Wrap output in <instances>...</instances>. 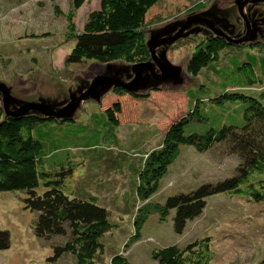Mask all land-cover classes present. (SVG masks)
I'll list each match as a JSON object with an SVG mask.
<instances>
[{"label":"rangeland","instance_id":"obj_1","mask_svg":"<svg viewBox=\"0 0 264 264\" xmlns=\"http://www.w3.org/2000/svg\"><path fill=\"white\" fill-rule=\"evenodd\" d=\"M73 0H0V80L12 83L20 77L26 82L39 80L57 89L68 86V73L86 71L97 65L92 61L66 64V57L75 46V38L82 33L99 10L101 0H87L78 11L73 9ZM217 0H161L152 7L146 17L145 28L188 14L192 11L214 9L207 19L225 31L229 37L241 36L237 26V10L223 12L215 8ZM264 7V0H257L251 11ZM202 37L192 36L175 43L169 59L174 64L190 59ZM145 58L149 53L141 51ZM238 54V56L236 55ZM251 54L256 56L252 80L255 87L240 88L247 82L248 70L228 73L237 66L239 58ZM236 55V56H235ZM235 56V57H233ZM264 32L256 30V37L244 46H229L222 54L217 68L226 76L217 75L213 69L217 62L200 75L190 76L191 83L183 92L176 91L167 105L155 98H140L138 111L141 122L115 129L114 135L104 140L99 150L75 151L81 162L68 184L74 192H88L98 196L101 204L111 214L115 227L106 234L102 242L104 251L95 264H111L114 255L128 257L132 264H158L153 251L168 246L185 247L205 237L211 239L215 254L213 264H256L264 258V203L248 202L237 194H221L211 197L203 214L189 222L184 233L174 231L173 216L161 223L154 207L163 205L170 196L188 192L203 183H216L235 174L236 156H227L222 147L216 146L206 153L193 147L176 149L174 157L165 164V170L155 191L143 200L140 174L154 152L171 148L166 137L170 126L183 119L197 107L205 109L212 117L206 124H188V133L206 132L219 128L225 113L244 106L242 102L227 103L228 108L214 110V97L225 92L242 91L246 95L259 96L264 91ZM243 69V68H242ZM29 87V86H26ZM0 101V108H1ZM101 103L94 99L86 101L76 114L77 122H86L96 127ZM96 114V115H95ZM93 116V118L91 117ZM222 118V119H221ZM6 113L0 109V122ZM71 121V120H66ZM75 121V119H74ZM104 136V132L100 134ZM173 148V147H172ZM152 163V162H151ZM25 195L20 192L0 193V230L11 235L10 248L1 253L0 264H49L53 255L51 243L39 240L33 231L34 214L25 209ZM138 216L145 217L139 232L135 228ZM137 234V235H136Z\"/></svg>","mask_w":264,"mask_h":264},{"label":"trees","instance_id":"obj_2","mask_svg":"<svg viewBox=\"0 0 264 264\" xmlns=\"http://www.w3.org/2000/svg\"><path fill=\"white\" fill-rule=\"evenodd\" d=\"M86 1L73 0V9L78 11ZM160 1L101 0L87 28L76 36L66 64L148 60L141 53L146 49L143 31L149 10ZM229 46L219 39L203 38L188 61L187 72L196 77L217 62L213 68L215 73L226 76L217 66ZM255 60L256 56L248 54L246 58H239L232 72L227 70L229 74L248 70L249 80L239 84L240 88L257 85L251 79L256 77ZM261 61L264 64V59ZM173 94L153 90L149 96L167 105L172 102ZM139 100L134 94L115 88L101 105L100 113L95 114L100 116L96 127L77 122L80 116L68 122L34 117L0 122V193L25 195V209L34 214L35 236L51 243L53 255L47 260L49 264H95L104 251L102 240L115 227L110 210L101 204L98 196L74 192L68 180L82 165L75 151L99 150L104 140L114 135L115 129L141 122ZM213 100V108L218 112V108H228V102L240 101L245 105L232 111L234 117L230 112L225 113L219 128L212 127L203 133H188V124H206L212 114L200 107L189 111L166 133L171 148L154 152L144 173L140 174L142 198L146 200L155 191L167 167L165 164L171 162L178 147H193L199 153H206L220 146L224 154L238 158L232 177L203 183L188 192L170 196L163 205L154 207L161 223L174 213V231L179 235L184 233L189 222L203 214L211 197L237 194L248 202L264 203V91L259 96H248L242 91L225 92ZM145 217L138 216L134 222L138 232ZM10 246V232L0 230V256ZM152 256L158 264H213L215 258L209 237L197 239L185 247L174 245L156 249ZM111 264L132 263L118 253ZM256 264H264V258Z\"/></svg>","mask_w":264,"mask_h":264},{"label":"water","instance_id":"obj_3","mask_svg":"<svg viewBox=\"0 0 264 264\" xmlns=\"http://www.w3.org/2000/svg\"><path fill=\"white\" fill-rule=\"evenodd\" d=\"M257 0H217L213 6L223 12L237 10V24L241 36L233 39L207 19L214 9L188 14L165 21L143 31L148 60L140 63L115 61L94 62L86 71L68 73V86H52L39 80L26 82L22 77L12 83L0 80L1 109L9 118L67 119L74 120L82 105L89 99L103 104L114 91L120 88L144 98L153 90L176 93L185 91L191 83L185 63L174 64L169 59L172 46L192 36L204 39H219L231 46L247 45L256 37V30L264 32V7L251 11ZM190 75V76H189ZM29 86V87H26Z\"/></svg>","mask_w":264,"mask_h":264},{"label":"bare ground","instance_id":"obj_4","mask_svg":"<svg viewBox=\"0 0 264 264\" xmlns=\"http://www.w3.org/2000/svg\"><path fill=\"white\" fill-rule=\"evenodd\" d=\"M59 120H70L69 118H67V119H62V118H60Z\"/></svg>","mask_w":264,"mask_h":264}]
</instances>
